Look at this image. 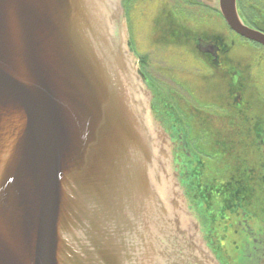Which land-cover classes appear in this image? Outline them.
Here are the masks:
<instances>
[{"label": "water", "instance_id": "95a60500", "mask_svg": "<svg viewBox=\"0 0 264 264\" xmlns=\"http://www.w3.org/2000/svg\"><path fill=\"white\" fill-rule=\"evenodd\" d=\"M209 1L264 48L236 0ZM150 99L121 0H0V264H219Z\"/></svg>", "mask_w": 264, "mask_h": 264}, {"label": "flooded vegetation", "instance_id": "af4514ba", "mask_svg": "<svg viewBox=\"0 0 264 264\" xmlns=\"http://www.w3.org/2000/svg\"><path fill=\"white\" fill-rule=\"evenodd\" d=\"M164 1L168 4L163 5L164 7L160 10L161 18H155L158 27L161 28L163 24L162 29L158 35H151L150 42L154 38H159L167 43L182 44L187 50L189 62L200 67L202 72L205 70L224 86V93L226 92V94L220 101V111L213 116L207 115L204 134L208 136L207 147L219 156L220 161L223 157L229 156L230 165L227 168L231 174L229 180L235 187L234 189L240 187V191L234 190L233 198L236 202L227 208L228 212H224L225 215L221 211L219 215H224L226 229L229 226L233 233L239 234L246 240L242 249L246 254L240 256L242 263L264 264V212L260 215L262 218H257L249 208L252 203L264 204V107L261 108L262 111L260 112V108L249 101L251 69L234 60L231 53L232 42L228 43L226 38L217 35L218 32L203 17V12L206 11L218 16L214 10L208 9L206 3H209V0H193L195 3L192 0H185L187 2L184 0ZM263 5L264 0H237L239 13L245 22L250 27L264 33V27L260 26L264 24V8L260 7ZM246 8L252 14L251 17L246 16ZM171 9L174 12L183 13L186 18L180 20L178 17H172ZM128 12L130 15V10ZM255 13L259 19H255L253 16ZM196 17L201 18L204 23L192 25ZM228 34L233 38L231 33L228 32ZM261 53L264 60V50ZM149 82L153 87H156L158 79L152 76ZM170 85L172 87L181 86L173 79H170ZM173 91L176 93L175 98L180 95L185 96L182 101H184L187 111L182 112V120L176 117L173 112L171 114L165 112L164 116L173 133L174 151L186 155L185 169H190L192 165L198 163L196 159L198 153L189 148L186 142V133H188L190 126L194 127L200 121V115L195 123H193L192 117V107L197 105L198 100L185 91L180 95L174 89ZM173 102H176L174 97L171 100V105ZM166 104H168V100L164 102L159 97L156 99L154 107L162 112L161 109ZM212 122L216 123L213 129ZM217 124L219 125L217 126ZM225 127H228L230 131L226 130ZM186 172L188 173V171ZM189 183L191 180L187 176V185ZM215 183L214 185H217ZM242 188L248 189L245 192V195L247 193L246 196L243 195ZM244 202H246V206H243ZM220 256L223 259L222 255ZM240 260L237 255L236 261L240 262Z\"/></svg>", "mask_w": 264, "mask_h": 264}, {"label": "rangeland", "instance_id": "374dc122", "mask_svg": "<svg viewBox=\"0 0 264 264\" xmlns=\"http://www.w3.org/2000/svg\"><path fill=\"white\" fill-rule=\"evenodd\" d=\"M139 1V2H137ZM184 2H187L184 0ZM168 4L164 0H133L130 7L132 9L130 20L132 25L130 26L131 32L136 35L135 48L138 49L140 55H146L142 59V65L144 70L152 78L155 76L158 79V85L162 89L161 100L166 102L168 94L175 97L176 93L173 91L170 85V79L177 81L181 86L180 91H185L190 96H195L198 100L197 105L192 107L194 110H198L200 114V121L194 127L188 128V133H186L187 144L189 148L194 152L198 153L200 156L208 153L209 159H206L207 168L205 171L206 179L210 180L215 177H220L221 171L217 169L222 168L220 164L216 167V161L218 156L216 153L207 147L208 136L204 134V128L206 127L207 115L213 116L218 114L220 111V101L224 93V86L220 84V81L215 80L206 71L202 72L200 67L192 64L187 59V50L180 43H174V45L165 47L166 44H157L156 47L150 44V35H158L162 29L158 27V23L155 18H161L159 15L160 10L163 5ZM259 4V3H257ZM259 7V6H257ZM264 8L263 6H260ZM190 12H193L190 10ZM194 13V12H193ZM170 14L172 17H178L180 20L185 19V15L181 12H174L171 9ZM195 14V13H194ZM245 14L247 17H251L252 14L245 9ZM255 19H259V16L255 13L253 14ZM203 17L207 20V23L212 26V28L218 32L217 35H221L227 39L228 43L232 42L231 53L237 62L248 66L251 69V79L249 81V94L248 98L250 103L258 108L260 112L262 107H264V60L262 59V49L251 42H245L240 40V38L230 37L227 33L226 25L219 19V16L212 12H203ZM264 21V19H263ZM204 21L201 18L196 17L193 20L194 24H203ZM264 27V24L260 25ZM158 31V32H155ZM158 41V38L154 39V42ZM159 41H161L159 39ZM167 43V42H166ZM161 54V55H160ZM141 65V64H140ZM167 66V68H166ZM170 67V68H168ZM244 67V66H242ZM178 92V91H177ZM181 92H178L180 95ZM179 97V96H178ZM176 103L178 110L181 111L185 108L184 102L181 97ZM170 105H167L168 108ZM184 107V108H183ZM166 110V108H164ZM171 112V108L167 109ZM199 119L198 116L193 117V123ZM219 124H217L218 126ZM216 126L215 122H212V129ZM226 130L230 131L228 127ZM227 139V138H222ZM204 157V156H203ZM205 158V157H204ZM204 162V160H202ZM229 164V157H224L222 164ZM230 165V164H229ZM264 208L261 204L257 207L252 204V210L261 211Z\"/></svg>", "mask_w": 264, "mask_h": 264}, {"label": "trees", "instance_id": "16d2710c", "mask_svg": "<svg viewBox=\"0 0 264 264\" xmlns=\"http://www.w3.org/2000/svg\"><path fill=\"white\" fill-rule=\"evenodd\" d=\"M191 181L192 183L187 186L189 190V195L192 198V203L195 208V210L198 213H205L206 212V221L207 223L210 222L213 223L214 215H212V212L210 211L212 207L216 204H220V202H225L226 204L233 202L234 200H231V188L229 186L223 187L218 183L217 185L209 184L204 185L201 184L199 181H201V172H199L197 169H194L191 172ZM245 192H247L248 189H243ZM227 191L229 193V196L226 194ZM231 192V193H230ZM257 207L258 204L254 203ZM224 209V207L222 208ZM254 210V209H253ZM257 211V210H256Z\"/></svg>", "mask_w": 264, "mask_h": 264}]
</instances>
